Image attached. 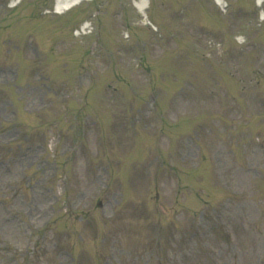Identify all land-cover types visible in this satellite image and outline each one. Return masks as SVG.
Wrapping results in <instances>:
<instances>
[{"label": "rangeland", "instance_id": "374dc122", "mask_svg": "<svg viewBox=\"0 0 264 264\" xmlns=\"http://www.w3.org/2000/svg\"><path fill=\"white\" fill-rule=\"evenodd\" d=\"M54 1L0 0V264H264V0Z\"/></svg>", "mask_w": 264, "mask_h": 264}, {"label": "bare ground", "instance_id": "6f19581e", "mask_svg": "<svg viewBox=\"0 0 264 264\" xmlns=\"http://www.w3.org/2000/svg\"><path fill=\"white\" fill-rule=\"evenodd\" d=\"M80 1L83 0H56L55 1V9L58 12L65 11L66 9L73 7L74 5L78 4ZM217 2H220L222 0H216ZM260 1V0H258ZM147 0H140L136 6L139 11H143L144 8L146 7Z\"/></svg>", "mask_w": 264, "mask_h": 264}]
</instances>
